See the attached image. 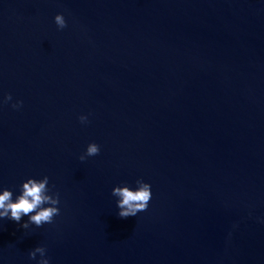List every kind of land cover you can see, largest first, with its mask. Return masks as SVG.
<instances>
[{"label": "water", "instance_id": "obj_1", "mask_svg": "<svg viewBox=\"0 0 264 264\" xmlns=\"http://www.w3.org/2000/svg\"><path fill=\"white\" fill-rule=\"evenodd\" d=\"M8 93L0 190L46 175L60 214L0 220V264H264V0H0Z\"/></svg>", "mask_w": 264, "mask_h": 264}, {"label": "clouds", "instance_id": "obj_2", "mask_svg": "<svg viewBox=\"0 0 264 264\" xmlns=\"http://www.w3.org/2000/svg\"><path fill=\"white\" fill-rule=\"evenodd\" d=\"M54 23L58 29H63L67 23L62 14L54 16ZM12 101L10 93L4 94L0 104ZM22 101L17 100L11 104V107L18 109L22 106ZM81 123L87 122V116L81 115L78 118ZM100 146L94 142L89 143L86 150L78 159L84 161L86 157L98 155ZM136 188L132 189L127 185L116 186L111 190V195L117 197L116 207L118 216L121 218L135 217L138 212L145 211L151 200V186L141 179L136 180ZM59 193L52 192L49 188L48 176L42 178H27L20 185L19 194L13 199V192L9 189L0 190V220L10 219L20 223L22 217L28 216V221L20 226L28 229L29 225L41 227L44 224L53 222V218L60 214L57 207L59 205ZM39 254L40 259L37 264H49L46 258V249L37 246L29 251V259H36Z\"/></svg>", "mask_w": 264, "mask_h": 264}]
</instances>
